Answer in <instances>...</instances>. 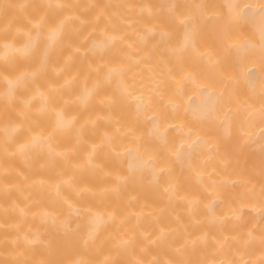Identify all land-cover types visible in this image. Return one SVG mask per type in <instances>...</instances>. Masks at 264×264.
Listing matches in <instances>:
<instances>
[{"label": "bare ground", "instance_id": "obj_1", "mask_svg": "<svg viewBox=\"0 0 264 264\" xmlns=\"http://www.w3.org/2000/svg\"><path fill=\"white\" fill-rule=\"evenodd\" d=\"M0 264H264V0H0Z\"/></svg>", "mask_w": 264, "mask_h": 264}]
</instances>
